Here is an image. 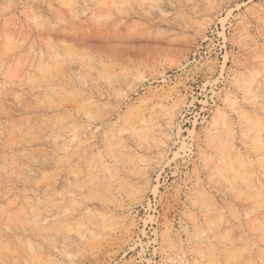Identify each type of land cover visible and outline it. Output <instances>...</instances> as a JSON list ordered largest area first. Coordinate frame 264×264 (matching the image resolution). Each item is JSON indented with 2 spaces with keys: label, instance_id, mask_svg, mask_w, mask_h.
Instances as JSON below:
<instances>
[{
  "label": "rangeland",
  "instance_id": "rangeland-1",
  "mask_svg": "<svg viewBox=\"0 0 264 264\" xmlns=\"http://www.w3.org/2000/svg\"><path fill=\"white\" fill-rule=\"evenodd\" d=\"M0 264H264V0H0Z\"/></svg>",
  "mask_w": 264,
  "mask_h": 264
},
{
  "label": "bare ground",
  "instance_id": "bare-ground-1",
  "mask_svg": "<svg viewBox=\"0 0 264 264\" xmlns=\"http://www.w3.org/2000/svg\"><path fill=\"white\" fill-rule=\"evenodd\" d=\"M234 81L236 82L237 85L239 86H245V85H248L250 84L249 80L247 78H242L241 76H235L234 77ZM258 91V90H257ZM226 103H232V104H236V100H234L230 94L227 95V98H226ZM218 119L217 118H214V121H213V125H215L217 123ZM218 125V124H217Z\"/></svg>",
  "mask_w": 264,
  "mask_h": 264
}]
</instances>
